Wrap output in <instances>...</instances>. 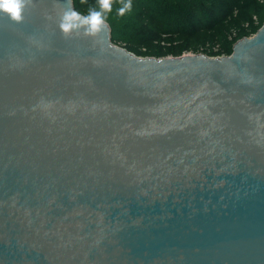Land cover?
<instances>
[{
    "label": "water",
    "instance_id": "water-1",
    "mask_svg": "<svg viewBox=\"0 0 264 264\" xmlns=\"http://www.w3.org/2000/svg\"><path fill=\"white\" fill-rule=\"evenodd\" d=\"M68 6L0 16V264H264V23L142 56Z\"/></svg>",
    "mask_w": 264,
    "mask_h": 264
},
{
    "label": "trees",
    "instance_id": "trees-1",
    "mask_svg": "<svg viewBox=\"0 0 264 264\" xmlns=\"http://www.w3.org/2000/svg\"><path fill=\"white\" fill-rule=\"evenodd\" d=\"M74 3L79 12L87 14L89 7L96 4V0H74ZM118 7H120L118 2L113 4V11L107 19L112 27L114 41L118 35L117 29L126 26L133 18L149 8H154V18L164 23L167 30L163 29L165 33L179 29L180 26L192 29L199 18H202L203 21H213L216 15V21L221 20V15L224 13H229L231 9L237 10L238 14L233 15L230 19V23L234 22L233 26L238 31L237 36L234 39H227L223 50L212 47L201 50L209 55L231 53L236 40L256 32L264 23V0H132V10L125 13L124 16L117 15ZM228 22L229 20H227ZM219 28H222L220 30L222 35H226L230 30L224 24L220 25ZM185 49V45L176 47L170 43L169 53L181 55Z\"/></svg>",
    "mask_w": 264,
    "mask_h": 264
},
{
    "label": "rangeland",
    "instance_id": "rangeland-1",
    "mask_svg": "<svg viewBox=\"0 0 264 264\" xmlns=\"http://www.w3.org/2000/svg\"><path fill=\"white\" fill-rule=\"evenodd\" d=\"M153 9L149 8L143 11L126 26L117 29L118 35L115 42L138 55L169 56L171 55L169 53L170 43L176 47L185 45L184 53H196L208 47L223 50L227 39H234L238 34L237 29L233 26L234 22L230 23L231 17L238 14L235 9L221 15V20L216 21V15L213 21H203L202 18H199L192 29L180 26L179 29L167 33L163 30H166L164 23L154 18ZM227 20H229L228 23ZM222 24L227 25L230 29L226 35H222L220 32L222 28L219 26Z\"/></svg>",
    "mask_w": 264,
    "mask_h": 264
},
{
    "label": "clouds",
    "instance_id": "clouds-1",
    "mask_svg": "<svg viewBox=\"0 0 264 264\" xmlns=\"http://www.w3.org/2000/svg\"><path fill=\"white\" fill-rule=\"evenodd\" d=\"M119 3L117 15L124 16L132 10V0H96L90 6L87 14H81L71 6L65 7L58 22V27L65 38L83 33L86 36H96L107 28L108 15L113 11V4ZM33 6V0H0V16L20 24L26 18V13Z\"/></svg>",
    "mask_w": 264,
    "mask_h": 264
},
{
    "label": "built area",
    "instance_id": "built-area-1",
    "mask_svg": "<svg viewBox=\"0 0 264 264\" xmlns=\"http://www.w3.org/2000/svg\"><path fill=\"white\" fill-rule=\"evenodd\" d=\"M202 52V51H201Z\"/></svg>",
    "mask_w": 264,
    "mask_h": 264
}]
</instances>
